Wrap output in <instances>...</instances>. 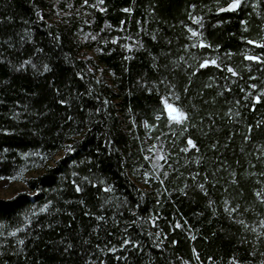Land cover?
Wrapping results in <instances>:
<instances>
[{
	"label": "trees",
	"instance_id": "1",
	"mask_svg": "<svg viewBox=\"0 0 264 264\" xmlns=\"http://www.w3.org/2000/svg\"><path fill=\"white\" fill-rule=\"evenodd\" d=\"M229 2L0 0V264H264V0Z\"/></svg>",
	"mask_w": 264,
	"mask_h": 264
},
{
	"label": "snow or ice",
	"instance_id": "2",
	"mask_svg": "<svg viewBox=\"0 0 264 264\" xmlns=\"http://www.w3.org/2000/svg\"><path fill=\"white\" fill-rule=\"evenodd\" d=\"M101 2H102V0H101ZM85 3H87V0H85ZM240 4H241V0H230V2L227 3L226 8L218 7L217 11H225L226 9L227 10H234V9H237L240 6ZM193 7H195V6L193 5ZM189 31L192 32L193 35H197V33L193 31V29L189 28ZM250 42L253 44L258 43L257 41H250ZM200 43H201V46H203L204 42L201 41ZM246 58L251 59V60H259L260 59V57H256V56H249ZM208 64H217V61L215 59H213V60L204 59L202 61V63H200L199 67L203 68V67L207 66ZM217 66L219 67V65H217ZM45 67H47V66L45 65ZM227 70L235 75V71L230 65L228 66ZM252 87L255 88L256 85H252ZM161 99L164 102L165 109L167 111V116H168L170 122L176 121L179 123V122H182L188 118L187 113L184 110H182L178 106L174 105L173 103H169L168 100L164 97H162ZM257 99L259 100V97H257ZM60 103H65V101L61 100ZM249 127L251 128V126H249ZM188 144L194 146V142L191 138L188 139ZM68 150L71 151V148H69ZM5 151H7V149H5ZM25 155H27V154H25ZM79 190H80V188H79V186H77V191H79ZM257 195H260V194L257 193ZM45 210L46 209H43V208L41 209V211H45ZM232 211H235V209H232ZM241 223H243V221H241ZM261 226H264V220L261 221ZM14 234L15 233H10V235H14ZM262 235H264V233H262ZM21 243H23V241H21ZM128 243H130V241H128V240L124 241V244H128ZM173 243H176V241H173ZM69 247H71V245H69ZM121 247H123V245H121ZM114 250L115 249H112V251H114Z\"/></svg>",
	"mask_w": 264,
	"mask_h": 264
},
{
	"label": "rangeland",
	"instance_id": "3",
	"mask_svg": "<svg viewBox=\"0 0 264 264\" xmlns=\"http://www.w3.org/2000/svg\"><path fill=\"white\" fill-rule=\"evenodd\" d=\"M38 172H31L29 175H35ZM24 188L23 182L11 179H0V198H10L16 192Z\"/></svg>",
	"mask_w": 264,
	"mask_h": 264
},
{
	"label": "water",
	"instance_id": "4",
	"mask_svg": "<svg viewBox=\"0 0 264 264\" xmlns=\"http://www.w3.org/2000/svg\"><path fill=\"white\" fill-rule=\"evenodd\" d=\"M223 8H226V6H224ZM234 10H236V9H234ZM234 10H227V9H226L225 11H234ZM221 12H222V11H221Z\"/></svg>",
	"mask_w": 264,
	"mask_h": 264
}]
</instances>
